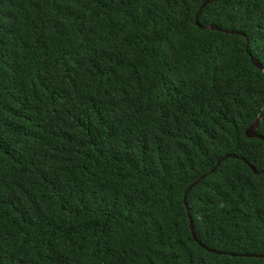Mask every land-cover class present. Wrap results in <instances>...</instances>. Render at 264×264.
I'll return each instance as SVG.
<instances>
[{"label":"trees","instance_id":"trees-1","mask_svg":"<svg viewBox=\"0 0 264 264\" xmlns=\"http://www.w3.org/2000/svg\"><path fill=\"white\" fill-rule=\"evenodd\" d=\"M201 1L0 0V264H264V0Z\"/></svg>","mask_w":264,"mask_h":264},{"label":"water","instance_id":"water-1","mask_svg":"<svg viewBox=\"0 0 264 264\" xmlns=\"http://www.w3.org/2000/svg\"><path fill=\"white\" fill-rule=\"evenodd\" d=\"M212 0H202L199 5L197 6L195 12H194V15H193V22L199 26V27H205V28H208V29H217V30H223L225 32H234V33H239V34H242V32L240 31H237V30H232V29H222L221 27L215 25V24H212V23H206V24H200L198 23L197 21V14L200 10V8L202 6H204L207 2H210ZM244 39L246 40V36L244 35ZM249 60L250 62L256 66L257 68H259L261 71L264 72V67L260 64L259 61H257V59L254 57V56H249ZM262 108V107H261ZM258 119H259V113H256L254 115V117L251 119V121L249 122V124L244 128V134L246 136H255V137H258V138H262L264 140V137H262L261 135H259L256 131H255V128L257 126V123H258ZM226 156H235V157H238L240 159H242L244 162H246L249 166V168L252 170V171H255L256 172V169L241 155H235L233 153H224L222 154L221 156H219L212 167H214L218 162L219 160H221L222 158L226 157ZM258 172V171H257ZM203 175V174H202ZM198 181V177L194 178L193 180H191L189 182V184L187 185V187L185 188L184 192L182 193V202L183 204L185 205V191L190 187L192 186L193 184H195L196 182ZM187 209V207H186ZM189 218V216H188ZM188 227H189V230H190V233L192 236H194L193 234V230H192V224H191V221L190 219L188 220ZM230 254H233V253H230ZM256 255H259V254H256Z\"/></svg>","mask_w":264,"mask_h":264},{"label":"clouds","instance_id":"clouds-1","mask_svg":"<svg viewBox=\"0 0 264 264\" xmlns=\"http://www.w3.org/2000/svg\"><path fill=\"white\" fill-rule=\"evenodd\" d=\"M212 250V249H211ZM218 252H220V251H218Z\"/></svg>","mask_w":264,"mask_h":264}]
</instances>
